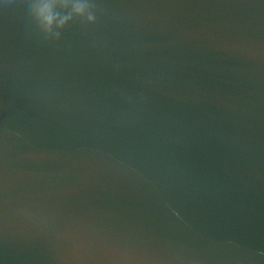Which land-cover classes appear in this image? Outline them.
Segmentation results:
<instances>
[{
	"label": "water",
	"instance_id": "1",
	"mask_svg": "<svg viewBox=\"0 0 264 264\" xmlns=\"http://www.w3.org/2000/svg\"><path fill=\"white\" fill-rule=\"evenodd\" d=\"M66 2L0 4V264H264V0Z\"/></svg>",
	"mask_w": 264,
	"mask_h": 264
},
{
	"label": "clouds",
	"instance_id": "2",
	"mask_svg": "<svg viewBox=\"0 0 264 264\" xmlns=\"http://www.w3.org/2000/svg\"><path fill=\"white\" fill-rule=\"evenodd\" d=\"M57 2H61V6L67 7L68 4L66 0H57ZM55 6V3H41L35 4L31 6L33 10L36 21L43 27L45 30H50L52 26L55 24L57 27H63L66 21L60 20L57 23L58 18L53 14L52 9ZM73 12L75 15L84 17L87 15L88 5L85 3H74L71 5ZM89 22L94 21V17L91 15H87Z\"/></svg>",
	"mask_w": 264,
	"mask_h": 264
},
{
	"label": "snow or ice",
	"instance_id": "3",
	"mask_svg": "<svg viewBox=\"0 0 264 264\" xmlns=\"http://www.w3.org/2000/svg\"><path fill=\"white\" fill-rule=\"evenodd\" d=\"M4 3V0H0V4H3ZM25 5V7H31L32 6V4H30V5H28V4H24Z\"/></svg>",
	"mask_w": 264,
	"mask_h": 264
}]
</instances>
